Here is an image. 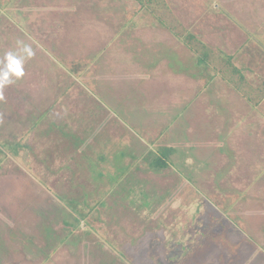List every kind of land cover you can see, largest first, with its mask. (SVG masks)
I'll list each match as a JSON object with an SVG mask.
<instances>
[{
  "label": "rangeland",
  "instance_id": "1",
  "mask_svg": "<svg viewBox=\"0 0 264 264\" xmlns=\"http://www.w3.org/2000/svg\"><path fill=\"white\" fill-rule=\"evenodd\" d=\"M0 8V236L10 233L19 240L10 247L15 249L11 263L39 264L52 248L49 264H96L97 258L100 264L178 263L172 256L179 252L156 250L148 244L144 251L70 249L69 240L96 242L97 228L104 234L106 228L117 231V222L147 228L146 241L153 244L157 239L161 248L164 237L172 241L179 237L170 233L163 215L157 214L162 206L159 202L146 204V215L139 222L130 216L126 224L128 220L121 217L128 208L117 203L113 208L109 199L92 204L82 195L67 200L60 196L63 202L54 201L56 188L48 187L45 176L35 169L30 171L25 159L12 154L22 147L17 135L24 130L25 118L20 114L27 105L29 110L45 97L54 96L71 103L85 90V99L101 111L96 128L102 132L91 126V137H102L113 124H126L142 133L139 127L143 118L154 115L148 112L153 106L165 107V113L159 114L171 112L177 123L184 119L183 114L195 109L191 135L194 142L196 138L204 146H190L188 165L176 163L180 173L192 178L187 193L179 187L183 199L177 204L179 210L186 208L193 214L195 229L203 226L209 231L203 247L205 264H264V98L257 105L246 102L239 91L207 63L199 62L178 36L158 24L134 0H0ZM165 8L182 33L190 32L217 54L231 57L249 84L264 77V0H166ZM187 74L194 79L193 85L187 83L189 89L186 80L179 82ZM156 82L160 88L154 89L151 85ZM173 91L178 101L183 92H191L192 98L178 104L174 99L168 106L166 99ZM201 98L209 106H203ZM189 139L182 142L189 143ZM65 141L81 150L80 144ZM82 145L83 150L86 145L91 147L87 140ZM165 148L154 151L163 155ZM113 149L122 151L119 145ZM99 151L87 157L93 167L90 175L96 180L107 177L114 181L116 172L105 175L95 163L103 159L104 151ZM150 154L156 157L155 152ZM77 155L84 159L81 151ZM56 159H61L59 154L53 161ZM193 160L194 166L203 164L198 171L192 169ZM13 165L18 166L17 172ZM27 174L36 181L27 179ZM34 182L46 187H37ZM127 189L129 192L132 187ZM137 198L130 196L131 200ZM83 214L81 220L79 215ZM157 222L171 235H157L153 227ZM90 227L96 228L93 234ZM193 236L196 242L197 235ZM59 245L66 250H56ZM241 254L242 260L237 258Z\"/></svg>",
  "mask_w": 264,
  "mask_h": 264
},
{
  "label": "crops",
  "instance_id": "2",
  "mask_svg": "<svg viewBox=\"0 0 264 264\" xmlns=\"http://www.w3.org/2000/svg\"><path fill=\"white\" fill-rule=\"evenodd\" d=\"M0 11H3V9L0 8ZM187 75L186 79H182L179 82L184 84L186 80V85L187 83L193 85V76ZM206 81H208V78H206ZM202 85L203 84H201V86ZM151 86L154 87V89L156 87L160 88L159 83L152 84ZM79 88L82 90L81 86H79ZM104 89H107V87ZM84 91L85 90L80 94V98L71 103L59 99L58 96H54L52 98L45 97L41 100V103H32L33 105L30 107L31 110H28L27 105L24 114H20L24 115L25 118L24 130L21 134L17 135V140H20L18 143L22 145V147H20L21 150L17 153L12 152V154L20 156L23 160L25 159L30 171L35 169L36 172H40L41 176L46 177L47 186L56 188L54 191L56 195H52V197H56L53 199L57 202H63L60 200V196L65 197L67 200L72 199V197L85 195L88 198L86 202L92 204L103 203L109 199L108 202L113 208L115 207L113 205L115 203L121 204L122 208H128L126 215L123 214L121 217V220H128L126 224L129 223L130 216H132L136 222H139L140 219L146 215V204L155 202L161 203L162 206L158 211L159 213H155L160 216L163 215L164 220H166L164 223L170 228V233L177 234L179 238L174 239V241H172L173 239L170 237L165 238L164 236L171 234L167 231H163L162 228L164 226L157 222L160 227H157L159 226L158 224H155L153 227L157 229L155 231L157 235L161 234L164 237L163 241L165 246L161 248L159 247L157 239L151 242L153 244L149 243V239L148 242L146 241L145 236L150 232L147 228L142 226L141 229L136 227L131 228L125 225L124 222H117L115 224L119 226V230L113 231L112 229L106 228L105 234L101 229L97 228L96 230V228L90 227L89 231H91L92 234L96 230L97 241H93L92 243L89 242L88 244H84L83 242L76 243L75 238L74 240H69L70 243L68 245L72 247L70 249H74V246H77L74 250L84 252L86 250L92 252L102 250L144 251L147 249L148 244L154 245L153 247H155L156 250L164 249L179 252L175 256H172V260L178 261L177 264H205L207 262V256L203 254L206 250L203 247L204 244L207 243L209 231H206L203 226H198L196 227L197 229H195L192 222L194 220L193 214L188 213L186 208L185 210H179V206L177 205L183 202V199H180L179 187L184 188L187 193L188 188L186 186L191 184L190 181L192 178H186L188 175L184 176L180 173V169L178 167L176 168V163L181 164L183 162V165H188L192 156V150H189L190 146H192V149L197 143H200L199 145H202L201 147L204 146L202 141L196 138H194L195 143L191 135L192 133L194 135L195 131L193 121L195 109H193L191 114H189V112L183 114L181 117H184V119H181L182 121L177 123L178 118L174 117L172 119V116H170L171 112L161 115L165 113L163 111L165 107L153 106L148 109V112L154 115L143 118L145 121L143 120V125L139 127L142 133L134 132V130L130 129L126 124H124L123 127L113 124L112 127L110 125L106 128L102 137H98V135H93V137H91V130L93 129L91 126H94L97 130L96 120L100 117L101 111L96 110L95 106L85 99ZM180 95L181 100H176L175 98L178 96L173 91L172 95L166 99L167 105L169 106V103L174 99V102L178 104L180 101L187 102L192 98L191 92L189 91L183 92ZM237 97L239 98V96ZM200 103L203 106H209L207 100L204 102L203 98H201ZM34 106H36V110H34ZM238 106H240V104H238ZM155 109H159L161 112H157ZM234 115L236 116V113H234ZM92 120L93 122L91 124L90 121ZM68 128L70 130H68ZM97 131L102 132L101 130ZM188 136L191 137V140ZM185 137L189 139V143L182 142L186 140ZM66 139H68V142L74 141L78 143V145L80 144L81 150H76L75 146L66 143ZM202 139H205V135L202 136ZM86 140L91 143V147L86 145L83 150L84 145H82V143ZM113 145L121 146L122 151H116L113 149ZM161 146H166L163 150V155L159 154L160 151L159 153L154 151L156 147ZM99 149L104 151L101 156L103 159H101V162L95 163L102 168L105 175L116 172L118 175L116 177L114 176V181H108L107 177L96 180L90 175V170L93 169V167L87 161V157H90V153V155L97 154L100 152ZM76 151L78 152L76 153ZM80 151L84 154V159L82 157L81 159L79 155H77ZM150 151L155 152V155L158 157L164 156L166 165L163 167L155 166L152 163L154 156L150 154ZM57 154L60 155L61 159H56L57 161L55 162L53 158L57 156ZM65 155L68 156L65 157ZM44 157L47 158V161L43 160ZM181 157L183 158L182 160ZM51 160L53 161L52 164H50ZM70 161H72V163H70ZM191 163L193 165V171H198L199 168L201 169L199 166L203 165L202 163H198L194 166V160ZM230 164L232 163L230 162ZM13 169L17 172L18 166L13 165ZM26 177L27 179H33V181L37 179L28 174ZM97 181L100 182L97 183ZM35 184L37 185V183ZM31 185L33 184L31 183ZM129 186L132 187L131 190L133 191L130 190L128 192L127 187ZM37 187L46 186L37 185ZM131 195L138 197L137 200H131ZM127 197L128 199H126ZM112 198L116 200L112 201ZM119 198H122V200ZM176 200L177 202H175ZM186 200L185 198L184 202ZM79 201L82 202V199ZM130 203L134 204L131 210H129ZM164 208H167V210H164ZM116 215L120 217L118 214ZM160 216H158V218H160ZM106 217L114 218L110 217L108 214ZM0 218H2L1 214ZM79 218L82 220L84 214L79 215ZM179 220H182L180 225L178 223ZM188 223L191 224L190 227ZM7 229L6 227V230ZM8 234L9 235L3 234L0 236V243L3 246V249L0 250V264H13L11 262H14L10 257L12 256L11 253H15V249L10 247L14 245L15 242L18 243L19 240L15 238L16 235L13 236L10 233ZM68 234L69 232L67 235ZM194 234H196L198 238L196 242L193 240ZM103 235L106 236L104 237ZM204 235H206L205 238ZM87 236H89V234ZM133 244L137 246H130ZM156 245L158 246L156 247ZM61 248L65 249L61 247V245L57 246L55 249L58 250ZM235 249L239 250V247L235 245ZM53 250V248L49 249L47 254L40 258L41 261L39 264H49ZM4 251L6 252L4 253ZM191 251H200L203 255L199 253L194 255ZM20 252L24 256L25 253H23L24 251L22 249ZM240 257L242 260L244 256L241 254L237 258L239 259ZM182 260L184 261L181 262ZM197 260L200 261V263H198ZM98 261L99 259L97 258L96 264L101 263H98Z\"/></svg>",
  "mask_w": 264,
  "mask_h": 264
},
{
  "label": "trees",
  "instance_id": "3",
  "mask_svg": "<svg viewBox=\"0 0 264 264\" xmlns=\"http://www.w3.org/2000/svg\"><path fill=\"white\" fill-rule=\"evenodd\" d=\"M134 1L141 7H144L158 24L175 36H178L182 43L194 53L199 62L207 63L210 70L218 74L223 81L235 90L239 91L250 105H256L264 98V77L257 79L253 85L249 84L244 71L232 62L231 57L217 54L190 32L186 34L182 33V30L177 27V23L174 22L170 10L165 8L166 0ZM152 163L158 167L166 165L164 156L154 157Z\"/></svg>",
  "mask_w": 264,
  "mask_h": 264
}]
</instances>
